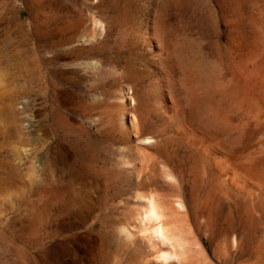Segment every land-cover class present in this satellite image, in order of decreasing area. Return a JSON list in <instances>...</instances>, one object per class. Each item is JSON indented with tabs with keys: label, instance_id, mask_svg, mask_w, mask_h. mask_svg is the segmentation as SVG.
Segmentation results:
<instances>
[{
	"label": "rangeland",
	"instance_id": "1",
	"mask_svg": "<svg viewBox=\"0 0 264 264\" xmlns=\"http://www.w3.org/2000/svg\"><path fill=\"white\" fill-rule=\"evenodd\" d=\"M263 31L264 0H0V264H152L147 237L121 233L147 192L182 194L192 264H264V195L195 210L209 173L164 114L170 99L227 148L264 136L219 122H244L236 71L264 74Z\"/></svg>",
	"mask_w": 264,
	"mask_h": 264
},
{
	"label": "bare ground",
	"instance_id": "2",
	"mask_svg": "<svg viewBox=\"0 0 264 264\" xmlns=\"http://www.w3.org/2000/svg\"><path fill=\"white\" fill-rule=\"evenodd\" d=\"M158 50L161 51L159 48H158ZM245 54H246V52H245ZM241 56H243V55H241ZM247 58H249V57H247ZM259 60H261V57H259ZM244 61H245V64H246L247 59H244ZM248 61H249V59H248ZM250 61L251 62H254V61H252V59H250ZM250 61L248 63H249V65L250 64L252 65L253 63H250ZM236 62H238V61H236ZM241 62H242V60H241ZM236 64L234 63V65H236ZM227 65H228V63H227ZM238 66H239V63H238ZM245 66L247 67V64ZM246 67H245V69H246ZM252 67L254 68V66H252ZM222 68H223V66H222ZM253 68H252V70L251 69H248V70H250V72H248L247 69L244 70L243 68H239L238 67V69L236 71V73H237V79H239L241 81V86L239 88V99H238V101L235 100V96H234V101H236V103L239 104L238 107H240V109L242 110V112L240 110L238 113H241L242 114V120H244V122H242V120L239 118L242 123L235 121L237 124L234 125L233 124L234 121H232V120H234L235 118L237 119L238 115L236 117H234V118L231 117L232 120H230L231 118L229 119L228 118V115L230 116L231 114L228 113L227 116H225L222 112L219 111V114H221V113L223 114V115H219L223 119L218 117L219 119H221V121H219V120L218 121L221 122V123H222V121L223 122L225 121L226 124L229 125L230 130H235V131H233L235 133L239 132V131H236V130H243L244 128L246 129L247 125L248 126L251 125V124H249L251 121L253 123H255V125L257 124L256 125L257 127H259L260 124L264 125V74L263 75L261 74L262 76H260L258 74L257 75H254L255 73H253V72H254V69L255 68L254 69ZM230 69H231V67H230ZM260 70L261 69L259 68V71H258V69L256 71L260 72ZM220 72H221V70H220ZM231 79H232V77L230 78V80ZM231 81H230V84H234L233 83L234 82V79H233V82H231ZM233 86L234 87H237V84H236V86L235 85H233ZM157 87H158V85H157ZM220 88L221 87H219L218 89H220ZM226 88L228 89V87H225V89ZM216 90L217 89H215V92H216ZM168 91H170V90H167V92ZM168 93H170V92H168ZM192 93L190 92L191 95H192ZM205 94H206V92H205ZM214 96L217 97V95H214ZM174 97H175V95H174ZM219 97H221V96H219ZM197 98H198V94H197ZM224 100H227V99H224ZM180 101H182V99ZM228 101H229V99H228ZM173 103H175V102H173ZM173 103L169 99V101L165 104V109H164L165 117H166V119L170 123L171 132L174 135H176L180 139V141H182L185 144V146L189 147L194 152V154H196V157L198 159V162L201 163L202 165H205V168H206L205 170H208L207 173H209V174H207V176H209V180H208L207 186H204L205 187V191H203L204 192L203 193V197L201 198L202 200L200 201V208H197L195 210H197V211L198 210H201L202 213L203 212H208L211 209V207H213V205H219V204H221L223 202H227L228 205H229V203H231L232 205L235 204V203H238V204L239 203H243L245 205H252V203H254L257 207H259V204L261 202L260 201V197L262 195H264V136L256 139V137L253 135V136L247 137L246 140L244 139V137L243 138L241 137L242 138V141L243 140H245V141H243L242 143H240L239 139H238V141L236 139V141H237L238 144L235 145V148L234 149L227 148V147H225V146H227L226 143H225V146L220 145V143H219L220 140H217V137L215 138V137H212V136H208V134L207 135L206 134H203V133L199 132L196 128H194L195 126L193 127L187 121V119L184 117L185 115L184 116H181V112L178 111V108ZM201 104H203V103H201ZM237 104H234V107H236ZM189 105H191V104H189ZM186 108H187V106H186ZM212 108H213V106L210 107V109H212ZM218 108L222 109L221 107H218ZM188 109H189V107H188ZM220 109H218V110H220ZM236 109H237V107H236ZM236 109H235L234 112H236ZM214 111H216V110L214 109ZM197 114H198V112H197ZM239 116H240V114H239ZM204 117H206V116L204 115ZM204 117H203V120H204ZM134 118H135V116H134ZM215 119H217V118H215ZM197 120H198V118H197ZM134 122L136 123V120ZM205 122L207 124V121H205ZM208 122H210V121H208ZM215 123H217V122L215 121ZM133 124H134L133 123V120H131L130 123H129V125L127 126V132L129 134L133 135L136 140L141 141L143 143L144 142H149L151 139L153 140V138H151L150 136L149 137H146L145 135H142L141 133H138L137 130H134V125H137V124H134V125ZM258 124H259V126H258ZM227 125H225V126L227 127ZM230 125H232V126H230ZM255 125H254V127L257 129V127ZM120 127H121V125H120ZM263 127L264 126H262V128ZM214 128L216 129L215 126H214ZM259 129H261V128L259 127L257 130H259ZM263 130H264V128H263ZM263 130H261V133H263L262 132ZM243 131H245V130H243ZM243 131H242V133H243ZM231 135H232V133H231ZM261 135H263V134H261ZM237 136L239 137V135H237ZM240 136H241V134H240ZM236 141L233 140V141H231V143L232 142L235 143ZM150 143H152V142H150ZM232 145H231V147H232ZM154 146L155 145H153V147ZM155 158H156V156H155ZM122 167H123V165H122ZM136 168H137V166L135 167V169ZM170 170H171V168H170ZM167 172L168 171L166 170V173H164L166 175H163V176H167L166 178L168 179V177H169L168 174H172V173H169L168 172V174H167ZM145 173H146V171H145ZM153 173H152V175H153ZM199 173L200 172H196L194 174V177H195L194 179H197ZM172 175L169 178L173 177ZM205 175H206V173H205ZM175 179L178 180L179 178L178 179L175 178ZM175 179H172V180L175 181ZM172 180H170V181H172ZM148 183H150V182H148ZM163 183H165V185H168V186H171V187L178 186L176 188H178V190H182V184L180 183L179 180L177 181V185L169 184L167 181H164ZM204 185H206V184H204ZM139 187H140V185H139ZM196 188H195V186L193 184L190 187V196L192 198L193 204L195 203V200L193 198L195 196H197V191H198V190L196 191ZM153 190H154V188H153ZM199 193H201V192H199ZM136 195L134 197H137ZM162 195H164V194H162ZM159 198H158L157 195H155L154 193H150V192H147V195H145V196H139V198L137 200H140L141 201V204H140L141 206L140 205L139 206L143 210L142 211L139 210L138 214H140L141 212L142 213L140 215H138V216L137 215L135 216V214L132 215L130 217V220L127 223V226L125 228L124 227L122 228L123 232H121V233L122 234L125 233L123 235L125 237H129L130 236V233L132 235V232H135V233L137 232L138 234H143L144 236H146L147 237L146 238L147 241L146 242H142V244L143 243L144 244L142 245L143 247L141 248V251L145 255L147 254L146 255L147 257L152 258L151 260H149V262L152 263V264H190L191 262H198V261H200L197 258V256L194 257V255L193 256L191 255V251H197V250H199V253H200V249L197 248V243L195 241L196 239L194 240V237L192 235L194 233H192L191 230H190L191 226L189 225L190 226V228H189V226L187 224L188 221L185 218V216L187 217V215L184 216V214H186V213L184 212L185 211L184 210V200H183L182 194L181 193H178V194L175 193V195H173L170 199H166V200H161V197H159ZM254 204H253V206H254ZM136 206H138V205H136ZM193 207L194 206L192 205V207H191L192 210H193ZM138 209H137V211H138ZM127 213H129V212H127ZM201 220H203V219H201ZM247 221H248V217L246 215V220H244L243 223L245 224V223H247ZM130 239H128V241ZM239 242H241V241L239 240ZM193 248H194V250H192ZM260 249H262V248H260ZM262 250H264V248ZM247 251H249V250H247ZM259 253H260V251H259ZM254 254H255V252L253 254H251V256H249L246 259H244V263H251L252 264V263L259 262V260L254 257L255 256ZM261 254H263V253L261 252ZM246 255H248V254H246ZM256 256H257V253H256ZM204 260H206V258Z\"/></svg>",
	"mask_w": 264,
	"mask_h": 264
}]
</instances>
